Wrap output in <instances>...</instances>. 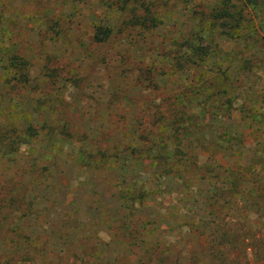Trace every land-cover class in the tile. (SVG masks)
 <instances>
[{"label":"rangeland","instance_id":"374dc122","mask_svg":"<svg viewBox=\"0 0 264 264\" xmlns=\"http://www.w3.org/2000/svg\"><path fill=\"white\" fill-rule=\"evenodd\" d=\"M147 1L153 10L142 27L128 11L133 2L123 9L119 0H0V122L39 130L31 146L15 144L0 160V189L22 198L28 212L22 219L11 209L15 202L0 209V264L19 254L12 250L18 237L29 247L25 260L18 257L14 264H63L67 258H76L74 264H261L264 0H232L238 15L232 33L208 18L199 20L216 0ZM96 28L108 32L101 41L93 39ZM196 29L208 34L211 61L228 70L221 82L231 88L229 109H217L214 117L209 112L199 122L205 139L217 143V182L211 187L208 172L189 171L186 183L164 176L158 184L154 173L162 175V166L147 163L148 199H130L134 215L126 219L120 201L132 185L114 164L163 138L162 126L175 110L169 93L182 98L184 106L176 107L192 111L186 102L193 91L185 89L198 69L176 71L170 56L184 46L186 31ZM14 61L24 65L26 81L16 80ZM134 127L145 128L146 142ZM176 128L187 142L186 157L192 148L205 159L197 138L183 124ZM152 147L151 155L157 153ZM30 154L41 157V178L24 167ZM229 181L236 186L233 196L226 195ZM215 194L217 207L204 209L202 203L214 201ZM127 229L142 232L131 239ZM245 237L251 239L250 257L243 252ZM139 238H157L151 256L143 255Z\"/></svg>","mask_w":264,"mask_h":264},{"label":"trees","instance_id":"16d2710c","mask_svg":"<svg viewBox=\"0 0 264 264\" xmlns=\"http://www.w3.org/2000/svg\"><path fill=\"white\" fill-rule=\"evenodd\" d=\"M120 1V7L123 9L128 8V4L131 2L135 3V6H131L128 8L129 12H132L131 16H134L135 20L134 23L145 27L147 26L146 21L147 17L150 13H152V5L149 3L150 1L147 0H119ZM140 12H137V11ZM210 19L215 24L220 23L223 25L230 33H232L231 28H234V25L238 22V15H237V6L232 2V0H216V3L210 8L208 12H204L201 14V17L199 18L200 21L203 19ZM204 25V22H203ZM195 31V32H194ZM234 33V32H233ZM108 34L105 30H100V28H96L93 32V39L96 41H101L103 38L106 37ZM185 43L184 46H177V48H174V51L172 52V55L170 56L173 61H175V70L176 71H188L190 72L192 67L197 68L198 72L190 77V84L185 89V93H189L193 91V93L188 97L187 100V106H190L192 111L187 114L185 113L182 107H176V105L181 102L180 104L184 106L182 98H179L177 94L169 93L167 95V98L169 99V102H172L173 107H175L173 115L169 118L168 123H165L164 126H162V129L166 131V134H164L163 138L159 139L156 138V141L149 140L148 143H144L145 147H141L139 149H136L137 154L135 153L133 156V151H129L128 154L124 157H118L115 162V167L119 168V170H122L123 173V179L128 178L129 184L132 185L131 187L128 186L124 190L123 197L121 198L120 204L121 207H123L122 213L124 214V217L126 219H129L132 215H134L133 212L130 211V205L129 201L132 200V198H136L137 203H142V201L148 199V193L146 190V178L144 175V172H147V170L144 169V167L147 165V163L155 164L160 163L163 169V174L155 175V181L156 183L160 184V179L164 176H170L173 179H176L180 182H185L184 174L186 172L190 171V174L195 172H208V180L211 182V187H214V182H217V164H215L214 156L217 153L216 146L217 143L213 140L215 137H213L211 134L210 136L213 138H206L203 136L205 133L204 131L200 130L199 122L203 120V117L207 115L209 112L212 113L213 117L217 114V109H221L225 107V109H229L227 105H230L231 102L229 100V95L231 93V88L228 84H224L221 82L222 75L224 74L225 77L228 75V70H217V63L213 64L214 60L211 61V56L209 55L208 51L211 52V48L207 45L208 34H204L202 32V29H196L191 31H186L184 34ZM203 37V38H202ZM205 37V38H204ZM216 46V45H215ZM15 60V59H14ZM12 67L15 69V72L19 77L16 78L18 81H26L27 80V73L25 68L23 67V64L17 63L14 61L12 63ZM153 82V81H152ZM158 82V81H157ZM156 84V81H155ZM209 84H212V87H209V89L206 87V85L209 86ZM220 86H223L224 88H221ZM210 88H214L213 90H210ZM222 90V91H221ZM210 91V92H209ZM208 93L209 94H204ZM171 97V100H170ZM183 97V95H182ZM226 97V98H225ZM191 104V105H188ZM199 107L200 111L198 113L193 112V108ZM155 111V110H154ZM185 114L186 116H183ZM204 114V115H203ZM212 117V118H213ZM217 120V119H216ZM156 121H159L158 118H156ZM168 121V119H167ZM184 125V128L187 129V134H191V136H194L197 138L195 141L200 143L199 149L206 152L207 156L205 159L201 160L197 156L198 152L200 151H193L192 148L189 150L191 153L190 157H186L185 151L183 150L184 146L187 144L182 142V139L178 135L179 132L177 130V125ZM137 125V124H136ZM136 128V129H135ZM38 129L35 126L26 125L23 126H15L14 124H3L0 122V160L7 156L11 151H9L15 144L18 146L21 145H28L31 146V144L37 140L38 138ZM132 131L139 134L142 138L141 140L146 142V135H145V128H141L140 131L137 130V127L132 128ZM209 133V132H208ZM147 135L152 136L150 128L147 129ZM180 134L183 136L185 135L184 132L180 131ZM207 136V135H206ZM153 140V138H151ZM189 144V142H188ZM17 146V147H18ZM157 149L155 154L151 155V151H153V147ZM190 146V144H189ZM32 148V147H31ZM150 154V156H149ZM38 154H30L28 156L27 162L24 163V167H28V170L32 174H37V178L42 175L40 172L45 170V167L42 166L44 164L38 165L37 162H41V157ZM132 159H136L133 161ZM113 162V160H110V162ZM25 169V168H24ZM41 169H43L41 171ZM139 171H141L139 173ZM131 173L128 176V173ZM149 177V175H147ZM152 176V177H154ZM42 177H46L45 175ZM144 177V178H142ZM41 178V177H40ZM212 178L213 181H212ZM36 179V178H35ZM9 183V184H8ZM6 183V185L14 186L15 182L9 181ZM186 183V182H185ZM230 186L228 187V190L226 192V195L233 196L237 192L236 186L232 185L231 181H229ZM186 186V184H185ZM19 186L15 185L13 189H17ZM178 189V188H177ZM217 190V188H216ZM5 191L3 189V186L0 189V209L4 211L5 209H10L8 207L11 203L15 202V205L11 209H17L19 211V214L23 217L22 219L26 218V215L28 214L27 210H25L24 204H22V198L15 199L14 193ZM131 199V200H130ZM217 207V194H215V199L212 202H203L202 207L204 209L211 210L212 207ZM0 210V212H1ZM208 213V212H207ZM211 213V212H210ZM14 212L10 213V216H13ZM217 217V215L215 216ZM2 215L0 216V223H1ZM19 222V221H18ZM17 223H14L13 228L10 229L11 233L15 234ZM21 229V228H20ZM142 229V228H141ZM141 229H127L125 230V235L130 236L131 239L135 237H139L138 234H136L135 231L141 233ZM18 230V228H17ZM132 231V232H131ZM215 232L214 235L211 236L210 240L211 242H214L215 238ZM155 237V236H153ZM156 239H146V238H139L140 242V248L142 249L143 255L145 257H149L153 254V250L156 246ZM213 240V241H212ZM15 246L13 247V253H16V251H19V254L16 256H13L15 254H9L6 257H3L5 260V264H14V261H16V258L19 257V260L24 261V255L27 252V246L29 245L25 243V240H20L18 237L17 240L15 239ZM138 242V243H139ZM212 247H215L216 244L211 243ZM97 259H100V256L97 253ZM11 260V261H10ZM70 259L67 258L66 260H63V264H74V260L76 258H73L72 261H69ZM9 261V262H8ZM152 264V261L150 262Z\"/></svg>","mask_w":264,"mask_h":264},{"label":"built area","instance_id":"2783aa9c","mask_svg":"<svg viewBox=\"0 0 264 264\" xmlns=\"http://www.w3.org/2000/svg\"><path fill=\"white\" fill-rule=\"evenodd\" d=\"M244 246H243V252L246 256L250 257L251 254L253 253V248L251 244V239L249 237H245L243 240ZM246 261H249L246 259ZM261 264H264V254L261 257Z\"/></svg>","mask_w":264,"mask_h":264}]
</instances>
